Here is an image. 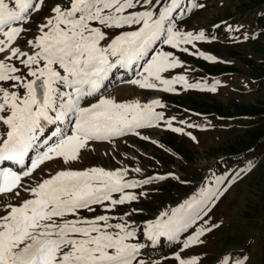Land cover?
<instances>
[{"label": "snow or ice", "instance_id": "1", "mask_svg": "<svg viewBox=\"0 0 264 264\" xmlns=\"http://www.w3.org/2000/svg\"><path fill=\"white\" fill-rule=\"evenodd\" d=\"M203 7L201 0H0V264H203L191 249L223 224L211 213L250 160L202 177L182 201L143 222L134 218L143 209L131 205L164 175L145 176L124 160L73 167L99 144L115 151L128 137L148 140L145 129L183 132L161 99L118 98L111 89L217 91L219 81L190 82L178 55L215 39L181 26ZM57 161L54 173L42 167ZM164 241L176 246L170 256L146 258ZM247 259L225 251L213 264Z\"/></svg>", "mask_w": 264, "mask_h": 264}, {"label": "rangeland", "instance_id": "2", "mask_svg": "<svg viewBox=\"0 0 264 264\" xmlns=\"http://www.w3.org/2000/svg\"><path fill=\"white\" fill-rule=\"evenodd\" d=\"M201 2L204 7L186 16L181 26L191 31L204 30L215 39L197 42L196 48H190L195 55H178L185 62L190 82L219 81L217 91L163 93L135 86L111 89L118 98L142 102L161 99L167 106L166 117H175L173 126L181 127L183 132L175 133L166 127L145 129L143 134L148 140L126 138L127 143L121 142L115 151L105 145L102 151L85 154L73 167H116L124 160L129 167H142L145 176L164 175V180H155L145 187L146 197L131 205L143 209L134 217L143 222L182 201L202 177L245 168L250 160L251 167L232 184L211 213L223 224L204 238L203 245L191 249V253L199 254L203 264H213L225 251L238 256L246 254V264H264V22L258 20L264 14V0ZM226 24L240 27L249 38L243 39L240 33L229 31ZM200 52L216 59L206 61ZM177 72L184 74L183 69ZM189 123L198 127L188 128ZM42 167L54 173L61 164ZM175 177L191 183H181ZM175 250V245L164 241L155 250L146 249L151 252L146 258L162 259Z\"/></svg>", "mask_w": 264, "mask_h": 264}, {"label": "bare ground", "instance_id": "3", "mask_svg": "<svg viewBox=\"0 0 264 264\" xmlns=\"http://www.w3.org/2000/svg\"><path fill=\"white\" fill-rule=\"evenodd\" d=\"M119 89H122V88L119 87L117 90H119ZM117 90H116V91H117ZM125 93H126V92H125ZM136 94H137V93H136ZM152 99H155V98H151L150 101H151ZM105 145H106V144H99V145H97V146H96L97 151H98L99 149H100V150H101V149H105V148H106ZM100 150H99V151H100ZM101 151H102V150H101ZM0 195H2V194H0Z\"/></svg>", "mask_w": 264, "mask_h": 264}, {"label": "trees", "instance_id": "4", "mask_svg": "<svg viewBox=\"0 0 264 264\" xmlns=\"http://www.w3.org/2000/svg\"><path fill=\"white\" fill-rule=\"evenodd\" d=\"M258 20H260L261 22H264V14L262 17H259ZM264 80V79H263ZM260 110H258V113H259ZM257 113V112H256ZM258 138H259V135H258ZM257 140V138H256ZM251 141H254V139H252Z\"/></svg>", "mask_w": 264, "mask_h": 264}]
</instances>
